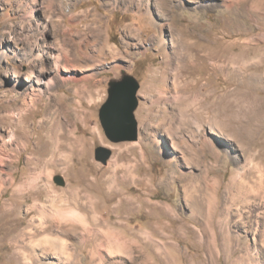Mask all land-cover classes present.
<instances>
[{"label":"rangeland","instance_id":"obj_1","mask_svg":"<svg viewBox=\"0 0 264 264\" xmlns=\"http://www.w3.org/2000/svg\"><path fill=\"white\" fill-rule=\"evenodd\" d=\"M7 2L0 264H264V0ZM124 75L137 140L112 143L98 111Z\"/></svg>","mask_w":264,"mask_h":264},{"label":"water","instance_id":"obj_2","mask_svg":"<svg viewBox=\"0 0 264 264\" xmlns=\"http://www.w3.org/2000/svg\"><path fill=\"white\" fill-rule=\"evenodd\" d=\"M138 81L124 75L119 80L108 83L107 97L98 111V119L107 139L112 143L132 142L137 140V121L134 112L138 106ZM111 151L105 147L94 150V159L103 165L107 163ZM53 181L64 186L63 177L55 176Z\"/></svg>","mask_w":264,"mask_h":264},{"label":"bare ground","instance_id":"obj_3","mask_svg":"<svg viewBox=\"0 0 264 264\" xmlns=\"http://www.w3.org/2000/svg\"><path fill=\"white\" fill-rule=\"evenodd\" d=\"M14 7H12L11 8V4L10 3H8L7 2V0H0V9L2 10V14H3V16L5 17H7V15L9 14V12L13 9ZM32 18V16L30 15V16H28V19H31ZM42 24H44L43 22H42ZM41 24V25H42ZM42 27V26H41ZM38 35V34H37ZM160 43H161V45L163 44H165L166 43V40L163 38V37H161L160 38ZM36 46H37V44H36ZM245 50V49H244ZM46 52H47V50H46ZM55 57H57V55L55 56ZM168 62V61H167ZM168 64H169V62H168ZM198 64V63H197ZM166 66V65H165ZM196 67V66H195ZM201 67H204L203 65H201ZM198 68V67H197ZM186 70V69H185ZM165 71H167V70H165ZM163 72V71H162ZM163 74H164V72H163ZM162 74V75H163ZM166 74V73H165ZM164 74V75H165ZM179 78H181V77H179ZM185 78H192V77H185ZM195 78V77H194ZM161 79H162V82H163V87L165 88V84H167L168 83V80L166 79V77H164V76H162L161 77ZM176 79H177V77H174V79H173V81H172V87H173V89L174 90H177V89H180L181 90V92L182 91H186V88L185 87H179L178 88V85H177V83H176ZM197 79V83L199 82V81H201L202 79H203V77H197L196 78ZM188 85V84H187ZM184 86H186V85H184ZM192 86V85H191ZM188 87V86H187ZM182 99V101L184 102V103H186L187 102V99H184L183 97L181 98ZM225 104H227L226 102H225ZM220 106V105H219ZM227 106V105H226ZM228 107V106H227ZM231 107V106H230ZM218 111H220V109L218 110ZM217 111V112H218ZM222 111V110H221ZM223 113H224V111H222ZM226 113V112H225ZM234 115V114H233ZM238 115V114H237ZM230 116V115H229ZM227 121V120H226ZM234 121V120H233ZM236 122H238V121H236ZM228 123V122H227ZM218 125H219V123H217ZM226 124V123H225ZM222 125V124H221ZM229 125V124H228ZM224 126V125H223ZM243 126V125H242ZM240 127V126H239ZM219 128V127H218ZM228 128H232V127H228ZM241 128V127H240ZM234 129V128H233ZM238 129V128H237ZM242 129V128H241ZM241 129H239V130H241ZM228 131V130H227ZM229 131L230 132H228L227 134H225V127H223V128H219L218 130H213V129H210V133L212 134V135H214V136H216V137H219L220 139H224V140H227V141H229V140H233V139H237L236 137H238V135L236 136V132L237 131H234V130H232V129H229ZM243 131V130H242ZM241 133V132H240ZM243 133V132H242ZM241 133V134H242ZM244 136H245V138H247V139H250V136H251V133H250V131L247 129V131L244 133ZM215 138V137H214ZM220 139H216L215 138V140L218 142V141H220ZM209 142V141H208ZM213 142V141H212ZM75 143H77V140H75ZM242 143V142H241ZM205 144V143H204ZM206 144H208V143H206ZM61 146V145H60ZM58 147V146H57ZM64 147V146H63ZM56 155V154H55ZM215 156L216 157H218L219 155L218 154H215ZM73 157V156H72ZM59 159V158H58ZM68 158H66V160H67ZM65 161V160H64ZM43 213V212H42ZM45 214V213H44ZM41 215H43V214H41ZM47 243V247H46V249H49V250H52L53 248H55L57 245V243H55V242H53V241H47L46 242ZM62 246V248L64 249V246L63 245H61Z\"/></svg>","mask_w":264,"mask_h":264}]
</instances>
